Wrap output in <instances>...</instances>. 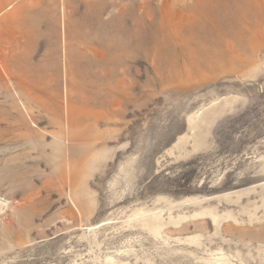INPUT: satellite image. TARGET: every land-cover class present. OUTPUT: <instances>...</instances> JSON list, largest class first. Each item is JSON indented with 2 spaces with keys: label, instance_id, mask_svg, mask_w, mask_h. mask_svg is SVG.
Masks as SVG:
<instances>
[{
  "label": "rangeland",
  "instance_id": "rangeland-1",
  "mask_svg": "<svg viewBox=\"0 0 264 264\" xmlns=\"http://www.w3.org/2000/svg\"><path fill=\"white\" fill-rule=\"evenodd\" d=\"M5 1L0 264H264V0Z\"/></svg>",
  "mask_w": 264,
  "mask_h": 264
},
{
  "label": "bare ground",
  "instance_id": "bare-ground-1",
  "mask_svg": "<svg viewBox=\"0 0 264 264\" xmlns=\"http://www.w3.org/2000/svg\"><path fill=\"white\" fill-rule=\"evenodd\" d=\"M7 2L5 0H0V13L4 10V8L10 6L11 4L7 3L6 5H4V3ZM39 4V0H34V3L33 5L36 7V5ZM28 6V5H27ZM19 7V6H18ZM19 8H15V10ZM6 10V9H5ZM20 11V10H19ZM18 11V12H19ZM18 14V13H17ZM19 15V14H18ZM70 56V55H69ZM2 58V57H1ZM13 72V71H12ZM7 73V72H6ZM5 73V74H6ZM3 74V73H2ZM4 77V75H2ZM206 118H203L202 120L198 121V123H195V126L192 127L193 131H195V129L198 128V125L202 124V123H208L207 121H205ZM200 136V135H199ZM197 135V137H199ZM204 146H206V143H205V139L203 140V137H199V139L197 138L196 139V144L193 146V150L196 151V150H199V149H202ZM264 165V164H263Z\"/></svg>",
  "mask_w": 264,
  "mask_h": 264
}]
</instances>
